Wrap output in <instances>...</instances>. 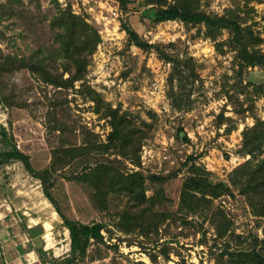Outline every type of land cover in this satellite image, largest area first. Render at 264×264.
I'll use <instances>...</instances> for the list:
<instances>
[{"label": "rangeland", "instance_id": "1", "mask_svg": "<svg viewBox=\"0 0 264 264\" xmlns=\"http://www.w3.org/2000/svg\"><path fill=\"white\" fill-rule=\"evenodd\" d=\"M54 1L62 9L71 7L75 14L88 16L100 26L102 43L89 67V84L114 108L131 112L138 124L141 120L151 122L148 112L157 115L155 126L142 149V168L136 170H141L147 177H166L176 171L188 156L195 155L200 156L199 165L217 178L226 180L235 168L249 159L240 156L238 151L243 132L255 125V118L264 121V95L258 96L253 87L246 88V85L250 81L255 85H264L261 69L248 70L244 74L243 85L236 86L240 77L235 73L234 52L220 55L215 43L203 36L204 28L199 36L198 28H186L181 22L152 23L149 18L154 14L153 9L142 6L144 0H133L139 6L138 11L129 14L120 11V19L116 21L110 16L111 10L118 6L115 0H67V5L66 1ZM6 2L8 0H0V4ZM232 2L204 0V9L209 14L222 15L233 6ZM23 4L14 5L18 17L0 20V47L5 54L30 56L38 48L53 44L54 33L49 27L50 19L56 12L53 0H23ZM252 5L257 10L256 21L261 25L256 29L262 32L264 38L261 20L264 0H253ZM86 7L91 8V12L94 9L96 16L88 14ZM123 23H127L143 40L151 44H176L177 48L169 49L172 54L183 56L188 53L196 60L203 83L201 86L198 84L199 90L194 91L191 111H176L171 105L168 79L172 65L161 60L155 51L145 52L129 45L130 37ZM229 38L225 32L220 40ZM79 85L76 89L80 88ZM226 89L230 95L237 94L245 109L251 105V102H246L247 94L251 93L255 102L254 114H238L234 102L231 103L224 93ZM2 94L13 98L15 105L12 108L1 103ZM66 98L69 103H63L55 111L60 120L77 129L73 134L67 133L66 138L73 144H80L81 129L86 127L99 135L101 142H107L111 128L95 113L92 102L85 101L75 90L58 93L28 71H21L0 78V154L16 149L30 156L36 170L49 167L52 150L59 145L61 137L59 132L52 130L51 103L55 100L64 102ZM19 103L25 107L21 108ZM221 114L233 119L231 126L235 130L232 133L226 132L228 123L218 127ZM178 128L185 130L190 144L176 139ZM126 166L130 171L135 169L129 163ZM81 170L79 165H74L55 174L52 195L68 218L86 224L105 222L112 225L113 218L95 210L85 187L72 180ZM170 184L175 193L179 182ZM155 188L156 184L148 179L149 197L153 196ZM174 201H177L175 196ZM125 204L124 198L115 200L112 214L122 211ZM216 205L229 214L237 234L264 237V219H256L251 214L244 198L235 194V198H223ZM62 224L53 205L45 197L41 181L28 173L21 162L0 165V264H29L30 252L39 245L38 241H42L44 249L48 250V261L67 257L71 253V238ZM109 230L111 233L103 231L106 242L110 247L117 246L118 250L108 249L105 245L93 246L90 258L81 264H154L138 242L130 245L121 241L125 237L114 226H109ZM198 240L192 236L182 239L180 247L173 245V248H179L183 257L173 253L170 261H166L159 256L158 264H179L183 260L186 264H215L209 257L208 249L200 246ZM22 242L24 250L20 247ZM155 252L151 250V253ZM97 253H101L103 259H98Z\"/></svg>", "mask_w": 264, "mask_h": 264}, {"label": "trees", "instance_id": "2", "mask_svg": "<svg viewBox=\"0 0 264 264\" xmlns=\"http://www.w3.org/2000/svg\"><path fill=\"white\" fill-rule=\"evenodd\" d=\"M115 1L125 14L139 9L133 0ZM242 1L233 0V6L222 15L209 14L204 9V0H144L142 6L152 7L154 14L148 17L152 23L181 22L186 28H198L199 36L204 28L203 36L215 43L220 55L234 52L235 73L240 77L236 84L238 86L243 85L244 74L248 70L259 68L264 72V38L262 32L256 29L260 25L256 21L257 10L252 5L253 0ZM53 3L56 12L49 26L54 33L53 44L38 48L30 56L5 54L0 47V78L28 71L39 82L53 87L58 93L75 90L85 101L95 105V113L108 122L111 132L107 142H101L99 135L82 127L81 143L73 144L66 134L75 133L76 127H70L60 120L55 112L58 106L68 104L69 100H55L51 103L52 130L59 132L61 137L59 145L52 150L49 167L36 170L30 156L16 149L0 154V165L11 161L21 162L28 173L41 181L45 197L63 221V227L70 233L71 253L61 259L48 261L43 242L38 241L39 245L34 251L40 262L81 264L90 258L93 246L105 245L117 251L118 247H110L103 234V231L111 233L109 226H114L125 237L121 241L130 245L138 242L149 253L154 264L159 263V256L166 261H170L173 253L183 257L179 248L175 250L173 245L180 247L182 239L191 236L199 238L198 244L208 249L209 257L215 264H264V237L237 234L229 214L216 205L217 201L235 198L236 194L244 198L256 219H264V121L255 118V125L243 132L238 154L249 159L235 168L226 180L217 178L199 165L200 156L195 155L188 156L169 176H145L136 169L142 168V149L155 126L157 115L148 112L151 122L141 120L138 124L131 112L114 108L89 84V67L102 43L100 26L88 16L75 14L71 7L62 9L58 2L53 0ZM14 5L24 6L23 0H8L0 4V20L18 17ZM146 13L144 16L147 17ZM261 20L264 31V16ZM123 28L129 34V45L145 52L155 51L161 60L172 65L168 79L171 105L176 111H191L194 91L198 89V84L201 86L203 83L196 60L188 53L183 56L172 54L169 49L177 48L176 44H151L132 31L127 23H123ZM225 32L230 38L220 40ZM77 84H80L79 89H76ZM249 87H253V92L258 96L264 95V85H255L250 81L246 85V88ZM229 92L224 90L229 101L234 102L238 114H254L255 102L251 93L246 96V102H251V105L245 109L237 94L230 95ZM1 101L10 108L15 105L13 98L7 94H2ZM19 105L25 107L21 103ZM219 120L218 127L228 123L227 134L235 130L231 126L233 119L221 114ZM176 139L183 144L191 143L183 128H178ZM128 163L135 169L130 171L126 166ZM74 165H79L82 170L72 180L85 187L95 210L113 218L112 225L105 222L86 224L68 218L61 210L51 193L53 176ZM148 179L156 184L154 194L150 197L147 195ZM173 181L179 182L175 193L170 184ZM174 196L178 202L174 201ZM123 198L126 199L123 210L112 214L114 201ZM152 249L156 251L154 254L151 253ZM97 255L98 259L104 257L101 253ZM179 264H186V261Z\"/></svg>", "mask_w": 264, "mask_h": 264}, {"label": "crops", "instance_id": "3", "mask_svg": "<svg viewBox=\"0 0 264 264\" xmlns=\"http://www.w3.org/2000/svg\"><path fill=\"white\" fill-rule=\"evenodd\" d=\"M97 2V1H96ZM98 4H100V3H98ZM87 8V12H88V14H90V15H92L93 17H95L96 15H95V10L93 9V11L94 12H91V8L89 9L88 7H86ZM47 226H49V225H47ZM51 228V227H50ZM20 247H22V249L24 250L25 249V247H24V243L22 242L21 244H20ZM19 247V248H20ZM49 247V246H48ZM46 252H48V250H46V249H44ZM31 255H30V260H29V264H42L41 262H40V259H39V257H38V255H37V253L33 250H31ZM49 254V253H48Z\"/></svg>", "mask_w": 264, "mask_h": 264}, {"label": "built area", "instance_id": "4", "mask_svg": "<svg viewBox=\"0 0 264 264\" xmlns=\"http://www.w3.org/2000/svg\"><path fill=\"white\" fill-rule=\"evenodd\" d=\"M62 1L63 3H65L66 1V5H67V0H60ZM83 1V0H82ZM90 1V0H88ZM89 3V2H88ZM86 3V4H88ZM110 16H111V19H113L114 21L116 20H119L120 19V10H119V7L117 6L115 9H112L111 12H110ZM20 148V146H18V149ZM249 158V157H248Z\"/></svg>", "mask_w": 264, "mask_h": 264}, {"label": "bare ground", "instance_id": "5", "mask_svg": "<svg viewBox=\"0 0 264 264\" xmlns=\"http://www.w3.org/2000/svg\"><path fill=\"white\" fill-rule=\"evenodd\" d=\"M170 264H173V263H170Z\"/></svg>", "mask_w": 264, "mask_h": 264}]
</instances>
